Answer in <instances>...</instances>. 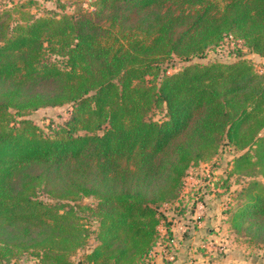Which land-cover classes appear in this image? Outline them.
Instances as JSON below:
<instances>
[{"label":"trees","instance_id":"obj_1","mask_svg":"<svg viewBox=\"0 0 264 264\" xmlns=\"http://www.w3.org/2000/svg\"><path fill=\"white\" fill-rule=\"evenodd\" d=\"M93 6L0 14V264H139L170 230L160 207L224 145L244 152L233 172L254 178L226 224L264 244V75L241 54L191 63L230 35L264 58V0ZM174 59L189 63L169 72ZM66 105L50 133L28 118Z\"/></svg>","mask_w":264,"mask_h":264},{"label":"rangeland","instance_id":"obj_2","mask_svg":"<svg viewBox=\"0 0 264 264\" xmlns=\"http://www.w3.org/2000/svg\"><path fill=\"white\" fill-rule=\"evenodd\" d=\"M93 1L94 0H85L83 2H78L76 0H0V14L4 11H12L15 17H17V9L33 11L37 16H45L52 13L60 15L64 13L72 14L80 8L87 11L94 10ZM218 1L220 2L221 0ZM233 47L234 45L229 39L226 41L224 40L223 44L218 49L219 52H217L215 48V51L210 52L203 58L192 59L191 63L204 64L218 58L220 60H228L230 58L229 55L234 54L235 50ZM236 54H241L243 58L251 63H255V66H257L256 69H260L262 71L260 74L264 75V60H261L256 55L254 56V53L246 47H243V49L239 50ZM188 63L189 62L174 59L169 62V72L180 71ZM146 79L151 81V77H147ZM70 117L71 109L67 105L64 107L39 109L28 116V118L33 120V122L46 133H50L53 128H58L60 125H63ZM148 117L153 120L161 119L163 117L162 108L159 107L155 109L149 113ZM261 135L264 136V129ZM243 153L244 152H240L234 147L224 145L221 147L218 154L211 160L192 166L187 176L184 178L178 200L174 201L172 204L160 207V210L166 214L167 220L173 224L174 220L178 222L177 219L184 218V221H188L190 225L194 226V222L197 220L189 218L190 215L198 212V217L203 219L209 214L214 213V201L218 202L220 205L223 204V212L231 207L233 208L236 201L234 205H232L233 202L231 197L236 195L235 190L247 183V179H254L233 172L234 159L241 156ZM227 179L231 180L227 182ZM256 179L263 181L261 176L256 177ZM200 204L203 205L204 209L199 208ZM89 206H95V201L91 198H84L81 200V207L84 208ZM80 213L83 217L92 215V211L88 209L85 211L82 210ZM224 217V221L227 223L228 216L224 215ZM201 227L203 229L207 227V225ZM226 227L227 226L224 228V232H222L223 236L220 237L223 241L219 240L209 248H205V246L199 247L195 254H198V256L204 259H208V262L214 261L221 263L225 261V259H235L246 262L247 264H264L263 242H251L248 237L238 236ZM160 234L163 236L164 232L161 231ZM172 238L176 240V245L174 246V244H172L170 247L169 244ZM177 242H179L177 236H160L159 245L162 246V251L164 249L169 251V249L172 248V251L179 252L177 248L179 245ZM93 245L94 240L91 239L86 249L89 250ZM181 258L185 259V263L198 264V259L192 258L189 254L176 257L177 260ZM74 261L78 263L81 261L80 257L74 256ZM7 264H33V260L31 256L25 255Z\"/></svg>","mask_w":264,"mask_h":264},{"label":"crops","instance_id":"obj_3","mask_svg":"<svg viewBox=\"0 0 264 264\" xmlns=\"http://www.w3.org/2000/svg\"><path fill=\"white\" fill-rule=\"evenodd\" d=\"M213 206L215 208L214 213L209 214L203 219L198 217V212L190 215L189 218L197 220L194 222V226L190 225L188 221H184V218H182L177 219L178 222L174 220V223L171 224L169 231L164 226L160 227V232H164V237H167L168 235L175 237L177 236V239L179 240V242H177L179 245L177 247L179 252L172 251V248L169 249V251L174 252V261L170 260L168 254L162 251V246L159 245V237L151 253L139 264H188L185 263V259L183 258H181L182 260L176 259L177 256H183L187 254H189L194 259H198V264H247L246 262L235 259H225V261L221 263L214 261L208 262V259H204L198 256V254H195L199 247L205 246V248H209L212 244L217 243L219 240L223 241V239L220 237L223 236L222 232H224L225 226H227L226 228L229 229L228 224H226L224 221L225 217L222 208L223 204L220 205L218 202L214 201ZM203 225H207V227L202 229L201 226ZM160 236L163 237L161 234Z\"/></svg>","mask_w":264,"mask_h":264},{"label":"built area","instance_id":"obj_4","mask_svg":"<svg viewBox=\"0 0 264 264\" xmlns=\"http://www.w3.org/2000/svg\"><path fill=\"white\" fill-rule=\"evenodd\" d=\"M230 40L231 41V43L234 45V47H233V49L235 50L234 51V54L233 55H229L230 56V58L228 59V60H220L219 58L218 59H214V60H212V61H224V62H229V61H233V60H235L238 56V54H236L239 50H242L243 49V47H244V45H243V42L241 41V40H236V39H234V37L232 36V35H230V36H228V37H226L224 40L226 41V40ZM223 44V42L219 45V47H217L216 48V50H217V52H219L218 51V49L221 47V45ZM237 46V47H236ZM212 51H215L214 49H211V50H208L207 52H206V54H205V56L207 55V54H209L210 52H212ZM256 55V53L254 54V56ZM258 58H260L261 60H264V58H262V57H260V56H258V55H256ZM253 65H254V67H255V69L257 68V66H255V63H252ZM257 70V72L258 73H262V71L260 70V69H256ZM199 208L200 209H204V207H203V205L202 204H200L199 205ZM175 239L174 238H172V240H170V244H169V246L171 247L172 246V244H174V246L176 245V243H175ZM165 253H167L168 254V256H169V258H170V260H174L175 259V255H174V252H172V251H167L166 249H164L163 250Z\"/></svg>","mask_w":264,"mask_h":264},{"label":"water","instance_id":"obj_5","mask_svg":"<svg viewBox=\"0 0 264 264\" xmlns=\"http://www.w3.org/2000/svg\"><path fill=\"white\" fill-rule=\"evenodd\" d=\"M77 264H83L81 261H79Z\"/></svg>","mask_w":264,"mask_h":264}]
</instances>
